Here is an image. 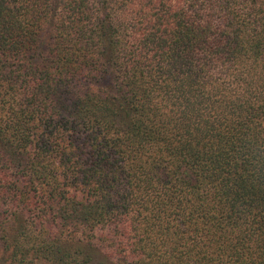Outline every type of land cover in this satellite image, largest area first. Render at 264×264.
Instances as JSON below:
<instances>
[{"label":"trees","instance_id":"obj_1","mask_svg":"<svg viewBox=\"0 0 264 264\" xmlns=\"http://www.w3.org/2000/svg\"><path fill=\"white\" fill-rule=\"evenodd\" d=\"M0 264H264V0H0Z\"/></svg>","mask_w":264,"mask_h":264}]
</instances>
